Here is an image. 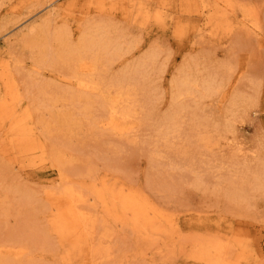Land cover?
Here are the masks:
<instances>
[{
  "label": "rangeland",
  "instance_id": "rangeland-1",
  "mask_svg": "<svg viewBox=\"0 0 264 264\" xmlns=\"http://www.w3.org/2000/svg\"><path fill=\"white\" fill-rule=\"evenodd\" d=\"M97 28L76 100L55 35ZM0 264H264V0H0Z\"/></svg>",
  "mask_w": 264,
  "mask_h": 264
},
{
  "label": "bare ground",
  "instance_id": "bare-ground-1",
  "mask_svg": "<svg viewBox=\"0 0 264 264\" xmlns=\"http://www.w3.org/2000/svg\"><path fill=\"white\" fill-rule=\"evenodd\" d=\"M98 29V28H97ZM99 31H95L94 33H95V35H93V33L91 34V35H88V36H85L83 39H81V44H80V42H79V45H80V47L78 46V48H75V49H68V46H67V44H66V42H65V40H64V35H63V33L62 32H58L56 35H55V41L56 42H59V44H60V48L62 49H60L61 50V52L59 53V56H58V54H57V56L59 57H57L58 59H60V60H65V61H67L68 62V64H69V73H68V76H69V78H71L72 80H74V88H75V92L74 93H71L70 94V96H71V98H77L78 99V97H80L81 95H83L84 94V91H86L87 92V94H88V92H100L99 90H100V88H99V83H102V81L101 82H99V83H97L96 81H100L99 79H97L95 76V78H96V81H95V79L93 80L92 78H90L89 76H85V75H83V74H85L87 71H89L90 72V69L91 68H93V67H91V66H89V65H91V64H89V63H87L86 64V59L88 60V59H90L91 61H92V63H93V65L94 66H96L97 64H99L98 62L100 61V58H102L103 59V57H104V59L105 58H107V62H109L108 61V59H110V61H111V59H114V58H116L115 56H114V54H116L119 50H117L118 48H119V46L117 47V45L116 44H114V43H112L111 42V40L109 39V37H108V34L106 33V32H103L102 30L100 31V29H98ZM42 33H43V31H42ZM42 33L40 32L39 34L42 36ZM38 34V35H39ZM37 36V35H36ZM40 36H37V37H35V38H33V40H34V43L36 44V46H39V47H44L45 46V44L47 43V41H46V39H44L43 38V36H42V38H39ZM45 37V36H44ZM68 41V40H67ZM69 44V43H68ZM48 45V44H47ZM35 46V45H34ZM77 46V45H76ZM76 46H74V47H76ZM49 49V48H48ZM47 49V50H48ZM50 50V49H49ZM51 51V50H50ZM49 51V52H50ZM45 52V51H44ZM44 52H43V54H44ZM57 52H58V50H57ZM56 52V53H57ZM119 53H121L120 51H119ZM119 53H117V55L119 54ZM51 54V53H50ZM48 55V54H47ZM44 56H46V54H44ZM121 56H123L122 54L120 55V58H121ZM47 57H50V56H47ZM55 57V56H54ZM113 57V58H112ZM51 58V57H50ZM53 58V57H52ZM57 59V60H58ZM101 59V60H102ZM151 60V61H148V60ZM147 61H146V63L147 64H145V63H142V65L144 66H146V65H148V63L150 62L151 64H153V58L151 57V58H149ZM119 60V59H118ZM51 61H52V59H51ZM89 61V60H88ZM115 61H117V58H116V60ZM106 62V61H105ZM106 62V63H107ZM144 62V61H143ZM113 63V62H112ZM141 63H140V65H141ZM149 63V64H150ZM89 64V65H88ZM109 64V63H108ZM108 64H105V65H108ZM150 64V66H152ZM139 65V64H138ZM139 65V66H140ZM139 66H137V67H139ZM108 67H110V64H109V66H105V68L107 69ZM148 67V66H147ZM140 68V70H141V67H139ZM146 68V67H145ZM135 69H136V67H135ZM144 69V68H143ZM142 69V70H143ZM147 69V68H146ZM146 69H144L143 71L144 72H142V70H141V72H140V70H139V72H138V77H139V74H143V76H145L146 77V73H145V70ZM97 70H99L98 68H97ZM96 70V71H97ZM138 70V69H137ZM84 72V73H83ZM92 72V71H91ZM90 72V73H91ZM98 72V71H97ZM132 72V71H131ZM131 72H130V74H131ZM134 72L135 73H137L135 70H134ZM145 73V74H144ZM125 74V73H124ZM151 74H153V73H151ZM96 75H99L100 76V74H97L96 73ZM122 75L123 74H121V79H122ZM191 75V74H190ZM123 76H125V75H123ZM129 75H127V77H128ZM133 76H137V74L135 75V74H133ZM141 76V75H140ZM148 76V75H147ZM186 76V75H185ZM127 77H124L125 79H123L122 81H124L125 82V80L127 79ZM132 76H129V79L131 78ZM151 77V76H150ZM102 80H103V78L102 77H100ZM141 77H139V79L138 78H136L137 79V81L138 80H140L141 81V79H142V81L145 79L144 77H142L141 79H140ZM144 78V79H143ZM149 78V77H148ZM114 79V78H113ZM129 79H128V81H129ZM133 79H134V77L131 79V81H133ZM135 79V80H136ZM188 79V80H187ZM187 79H185V82H184V80H183V82H180V84L177 86V87H179V90H180V92H182V95H183V92H185L186 94H187V92L189 91V89H191L189 86H191L192 87V90L194 91V89H193V87H194V84L193 85H190L192 82H190L189 80V78H187ZM206 79V78H205ZM117 81H119L118 79H116ZM135 80H134V82H132V83H135L134 85L133 84H131L132 86H136V85H140V82H135ZM203 80V79H202ZM207 80H208V78H207ZM212 80V79H211ZM115 82V81H113V83H114V85H115V83H117L116 84V86L118 85V86H122V85H120V82ZM130 81V82H131ZM192 81V80H191ZM205 81V80H204ZM213 81V80H212ZM106 82V79L104 80V83ZM130 82H128L129 84H130ZM145 84H146V82H147V80H146V82L145 81H143ZM142 82V83H143ZM205 82H207V81H205ZM179 83V82H178ZM194 83V82H193ZM203 82H201L200 84H202ZM144 84V85H145ZM152 84V83H151ZM210 84H212V87H214L213 86V82L211 83V81L208 83V84H205V87L203 86V90L204 89H206V91L211 87V85ZM125 86L127 85V84H124ZM144 85L143 86H139V87H141L140 89H142L143 87H144ZM146 86V85H145ZM148 86V85H147ZM176 86V85H175ZM123 87V86H122ZM128 87V86H127ZM139 87H138V89L137 90H140L139 89ZM149 87V86H148ZM200 87V86H199ZM106 88H108V87H106ZM146 88V87H145ZM154 88V87H153ZM152 88V89H153ZM104 89V88H103ZM126 89H128V88H126ZM133 89H136V88H133ZM147 89V88H146ZM151 89V88H150ZM211 89H213V88H211ZM114 90V89H113ZM121 90H124V88H121ZM142 90H144V92L146 91L144 88L142 89ZM142 90H140L139 92L141 93V92H143ZM148 90V89H147ZM178 90V89H177ZM179 90L177 91V92H179ZM191 90V91H192ZM214 90H216V89H214ZM109 91H112V90H110L109 89ZM211 91V90H210ZM209 91V92H210ZM80 92H83V94H80ZM115 92H116V90H115ZM114 92V93H115ZM124 92V91H123ZM130 92V91H129ZM176 92V91H175ZM179 92V93H180ZM120 94V92H117V94ZM146 93H149V92H147L146 91ZM189 93V92H188ZM192 93H197L196 91H194V92H192ZM192 93L190 92V94L192 95ZM200 93H202L201 91H200ZM86 94V95H87ZM126 94H128V93H126ZM154 94V93H153ZM181 94V93H180ZM186 94H185V96H186ZM193 94V95H194ZM85 95V94H84ZM111 95V93H109V92H107L106 91V93H103L102 92V94H101V107L102 108H104V111H106V115H108L109 116V118H108V121H107V123H105V125L107 126V125H109V128H111V127H113V126H115L117 123H118V125H119V120L120 119H125L126 117H127V114L126 113H122V112H118L117 110H116V107H117V104H118V102L120 101V95H117V96H115V97H111L110 96ZM114 95V94H113ZM152 95V94H151ZM92 96V95H91ZM96 96V95H95ZM123 97V96H122ZM150 97V96H149ZM178 97V96H177ZM176 97V98H177ZM188 97V96H187ZM146 98V97H145ZM155 98V97H154ZM76 99V100H77ZM151 99V98H150ZM190 99V98H189ZM192 99V98H191ZM84 100V99H83ZM174 100V99H173ZM193 100H195V99H193ZM146 101V100H145ZM175 101V100H174ZM76 103H77V101H75ZM76 103H75V105H76ZM177 103V102H176ZM150 104V103H149ZM180 104V103H179ZM74 105V106H75ZM148 105V104H147ZM173 105V104H172ZM178 106V105H177ZM181 106V105H180ZM172 108V107H171ZM175 109V108H174ZM176 109H180L182 112H183V110H185L184 108L182 109L181 107H179V108H176ZM126 112V111H125ZM173 112V111H172ZM177 113H180V112H178V111H176ZM176 113V114H177ZM192 114V113H191ZM170 115V114H169ZM170 117H171V115H170ZM197 117V116H196ZM128 118V117H127ZM167 119V118H166ZM173 119V122L175 121L174 119L175 118H172ZM172 119L170 120V119H167V120H170V121H172ZM165 119H163V121H164ZM199 120V119H198ZM170 121H166V122H168V124L170 123ZM200 121V120H199ZM198 121V122H199ZM117 125V126H118ZM166 125V124H165ZM172 127V126H174V123H171L168 127ZM116 127V126H115ZM111 129H114V127L113 128H111ZM167 129V128H166ZM163 130V129H162ZM228 130V129H227ZM226 131V130H225ZM203 138L204 137H202V138H200L201 139V141H205V140H203ZM200 141V140H199ZM104 189V188H103ZM104 190H102V192H103ZM99 193H101V192H99ZM99 193H97V195L99 194ZM104 193V192H103ZM103 193H101V195H103ZM66 194H67V196H68V198L71 200L70 201V203L72 202V205L74 206L73 208L75 209V206L76 205H78L79 203H80V205H81V203H83L84 201L81 199V198H79V197H76V196H73L72 195V193L71 192H69V191H67L66 192ZM105 194V193H104ZM100 195V194H99ZM113 196V195H112ZM100 199H101V196H100ZM117 199L118 198H116V202H118L117 201ZM61 200V199H60ZM112 202H113V200H112ZM123 202V201H122ZM121 202V203H122ZM115 203V202H114ZM69 204V203H68ZM70 205V204H69ZM114 206V205H113ZM133 207V206H132ZM70 209V208H69ZM133 210V209H132ZM123 211L124 212H126L125 211V209H123ZM128 211H129V209H128ZM134 211V210H133ZM136 211V210H135ZM73 212V211H72ZM75 212L76 211H74L73 213H74V216H76L78 213L76 212V215H75ZM138 216V215H137ZM79 219L81 220V222L80 223H82V224H84V226H86L87 224H89V220L87 219V218H85L84 217V215H82L81 213H79ZM81 224V225H82ZM84 226H83V228H84ZM88 227V226H87ZM31 236V235H30ZM33 237V236H32Z\"/></svg>",
  "mask_w": 264,
  "mask_h": 264
}]
</instances>
